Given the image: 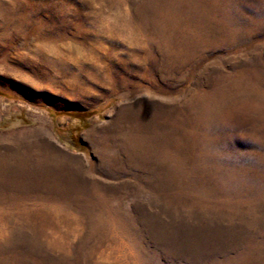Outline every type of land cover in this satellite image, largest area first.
<instances>
[{
    "label": "rangeland",
    "instance_id": "1",
    "mask_svg": "<svg viewBox=\"0 0 264 264\" xmlns=\"http://www.w3.org/2000/svg\"><path fill=\"white\" fill-rule=\"evenodd\" d=\"M0 264H264V0H0Z\"/></svg>",
    "mask_w": 264,
    "mask_h": 264
}]
</instances>
